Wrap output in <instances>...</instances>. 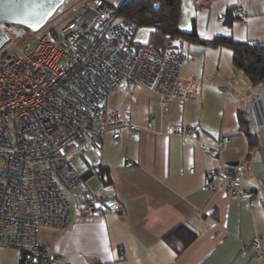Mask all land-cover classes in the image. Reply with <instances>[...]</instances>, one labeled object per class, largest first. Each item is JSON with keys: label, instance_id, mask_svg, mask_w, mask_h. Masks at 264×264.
Returning <instances> with one entry per match:
<instances>
[{"label": "crops", "instance_id": "obj_1", "mask_svg": "<svg viewBox=\"0 0 264 264\" xmlns=\"http://www.w3.org/2000/svg\"><path fill=\"white\" fill-rule=\"evenodd\" d=\"M236 6L245 18L230 15L225 24V15ZM188 9L201 38L264 41V0H214L203 8L188 4ZM175 43L187 55L181 73L194 74L200 84L198 99L172 100L161 111L157 96L138 87L107 98L110 106L129 101L130 122L138 129H122L116 140L107 133L100 156L90 148L92 166L85 172L91 170L99 186L85 184L103 190L124 209L80 216L72 208L65 227L42 226L40 243L59 257V264H264V258L243 248L258 238L264 249V79L252 85L232 64L228 48ZM150 119L153 125L147 127ZM178 126L193 128L194 136L169 132ZM246 132L256 136L257 146L249 147ZM221 135L230 141L218 149ZM225 167L240 170L241 188L256 195L253 206L229 197ZM179 226L196 237L176 253L164 236ZM0 264H21V252L0 247Z\"/></svg>", "mask_w": 264, "mask_h": 264}, {"label": "built area", "instance_id": "obj_2", "mask_svg": "<svg viewBox=\"0 0 264 264\" xmlns=\"http://www.w3.org/2000/svg\"><path fill=\"white\" fill-rule=\"evenodd\" d=\"M212 1L192 0L197 8ZM81 4L82 12L66 20L63 2L30 34L24 26L0 24L8 38L0 45V247L27 252L25 264L60 263L40 243V229L65 227L72 206L80 216L123 211L103 190H90L71 165L87 148L100 156L107 133L116 140L122 129H138L130 122L129 101L106 103L113 92L149 90L161 111L172 100L195 101L199 96L194 74L181 73L185 53L171 49L161 56L137 43V25L118 16L117 8L105 0ZM231 15L245 18L241 6ZM152 125L150 119L147 127ZM169 132L193 137L195 130L178 126ZM229 141V136H219L218 149ZM222 175L229 197L253 206L256 195L241 188L240 170L225 167ZM243 248L264 258L258 238Z\"/></svg>", "mask_w": 264, "mask_h": 264}, {"label": "trees", "instance_id": "obj_3", "mask_svg": "<svg viewBox=\"0 0 264 264\" xmlns=\"http://www.w3.org/2000/svg\"><path fill=\"white\" fill-rule=\"evenodd\" d=\"M116 8L118 16L130 20L138 28L148 29L150 43L146 45L155 49L161 56L171 49H176L174 48L176 41H186L213 48L225 47L231 50L232 64L244 72L252 85L264 79V41H236L230 36L223 35L204 39L197 34L194 21L190 30H182L178 26L181 0H125ZM230 13L231 10L225 15L223 21L225 24L231 22ZM239 122L241 125L247 123L241 113ZM246 137L250 148L257 146L254 134L246 132ZM195 237L196 234L192 230L186 226H179L166 234L164 241L176 253H180ZM20 252L21 264H25L27 252Z\"/></svg>", "mask_w": 264, "mask_h": 264}, {"label": "water", "instance_id": "obj_4", "mask_svg": "<svg viewBox=\"0 0 264 264\" xmlns=\"http://www.w3.org/2000/svg\"><path fill=\"white\" fill-rule=\"evenodd\" d=\"M64 0H0V24H17L37 31L47 19L59 8ZM7 36L0 31V45L6 41ZM92 175L81 174L85 181Z\"/></svg>", "mask_w": 264, "mask_h": 264}, {"label": "rangeland", "instance_id": "obj_5", "mask_svg": "<svg viewBox=\"0 0 264 264\" xmlns=\"http://www.w3.org/2000/svg\"><path fill=\"white\" fill-rule=\"evenodd\" d=\"M106 1H108L112 6L116 8V7H119L122 4V2H124L125 0H106ZM188 4H190V6H194L192 0H181V11H180V18H179L178 26L182 30L191 29L192 23L194 21L192 12L191 10L188 9ZM64 5L65 6L63 7V9L65 10V12H68L65 16L66 20H68L70 18V15L74 13L82 12L84 8L83 7L81 9L80 7V5L81 6L83 5L81 4V0H64ZM200 8H203V7H200ZM27 30H28V34L32 33L29 29ZM134 39L137 43H142L144 45L149 44L150 38L148 35V29L139 28ZM33 41L34 39L30 40L28 42V45L31 46L33 44ZM132 95H135V92H133ZM92 159H93V154L91 153L90 148H88L86 149L85 154L83 156H79L78 154H76L74 156V159L71 161V165L81 175L82 173L87 171L88 165L92 166L91 164ZM85 183L88 186H93L94 188L99 186V182L95 176H91L87 178L85 180ZM72 208L73 206L70 209Z\"/></svg>", "mask_w": 264, "mask_h": 264}]
</instances>
